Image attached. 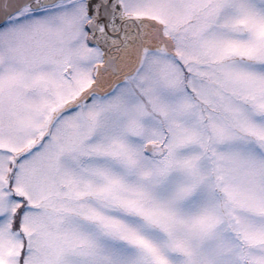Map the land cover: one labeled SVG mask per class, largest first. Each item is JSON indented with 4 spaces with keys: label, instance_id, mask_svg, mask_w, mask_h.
Here are the masks:
<instances>
[{
    "label": "snow or ice",
    "instance_id": "1",
    "mask_svg": "<svg viewBox=\"0 0 264 264\" xmlns=\"http://www.w3.org/2000/svg\"><path fill=\"white\" fill-rule=\"evenodd\" d=\"M0 264H264V0H0Z\"/></svg>",
    "mask_w": 264,
    "mask_h": 264
}]
</instances>
